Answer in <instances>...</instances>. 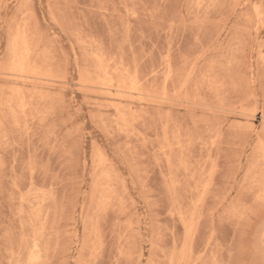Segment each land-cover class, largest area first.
<instances>
[{
  "label": "rangeland",
  "instance_id": "obj_1",
  "mask_svg": "<svg viewBox=\"0 0 264 264\" xmlns=\"http://www.w3.org/2000/svg\"><path fill=\"white\" fill-rule=\"evenodd\" d=\"M0 264H264V0H0Z\"/></svg>",
  "mask_w": 264,
  "mask_h": 264
},
{
  "label": "bare ground",
  "instance_id": "obj_2",
  "mask_svg": "<svg viewBox=\"0 0 264 264\" xmlns=\"http://www.w3.org/2000/svg\"><path fill=\"white\" fill-rule=\"evenodd\" d=\"M105 172V171H104ZM111 175V174H110ZM28 262V261H27ZM29 263V262H28ZM32 263V262H31Z\"/></svg>",
  "mask_w": 264,
  "mask_h": 264
}]
</instances>
